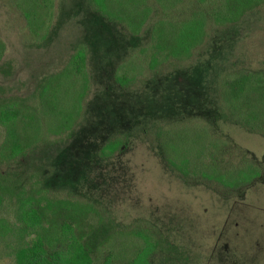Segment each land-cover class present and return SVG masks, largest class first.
<instances>
[{"label": "rangeland", "instance_id": "obj_1", "mask_svg": "<svg viewBox=\"0 0 264 264\" xmlns=\"http://www.w3.org/2000/svg\"><path fill=\"white\" fill-rule=\"evenodd\" d=\"M18 1L35 9L31 0H0V104L37 103L44 80L78 50L89 88L68 127L44 128L28 155L0 172L42 207L85 209L83 236L109 230L98 253H133L144 241L130 231L146 224L152 244L157 232L163 240L149 264H264V136L233 119L238 80L247 93L264 78V6L210 29L182 59L153 60L148 27L132 35L87 0H53L42 39L29 34ZM191 134L219 140L256 163L259 176L228 188L182 175L173 163ZM0 264H12L3 251Z\"/></svg>", "mask_w": 264, "mask_h": 264}, {"label": "trees", "instance_id": "obj_2", "mask_svg": "<svg viewBox=\"0 0 264 264\" xmlns=\"http://www.w3.org/2000/svg\"><path fill=\"white\" fill-rule=\"evenodd\" d=\"M31 1L34 11L28 12L20 1L19 7L31 37L42 39L47 34L50 21H46L52 16L53 0ZM87 1L95 11L122 25L132 35L148 27L147 49L152 50L153 60L182 59L204 42L210 29L237 23L247 13L264 6V0ZM3 51L4 44L0 40V62ZM83 58V51L78 50L63 69L45 79L38 101L32 106L26 108L16 100L0 104V165H9L28 155L44 128L59 133L80 115L77 109L82 108L81 100L85 99L89 88ZM62 78L66 87L62 86ZM238 81L233 114L235 126L264 136V78L256 80L247 93H244L243 82ZM73 87L78 91L74 100ZM183 146L177 156L178 163H173L182 175L195 172V176L235 188L250 183L260 174L256 163L237 153L229 154L214 138L204 140L202 136L191 134ZM35 197L24 196L17 185L0 172V251L12 264H149L150 253L155 247L163 246L160 232H157V243L152 244L151 227L138 224L130 232L143 239L141 248L125 255L113 251L98 253L97 241L107 237L108 229L93 228L85 237L79 225L85 209L69 206L62 211L49 200L42 207L41 200ZM71 220L79 230L77 234Z\"/></svg>", "mask_w": 264, "mask_h": 264}]
</instances>
